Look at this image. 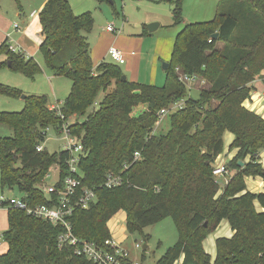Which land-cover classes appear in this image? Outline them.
Here are the masks:
<instances>
[{
	"label": "trees",
	"instance_id": "trees-1",
	"mask_svg": "<svg viewBox=\"0 0 264 264\" xmlns=\"http://www.w3.org/2000/svg\"><path fill=\"white\" fill-rule=\"evenodd\" d=\"M170 2L179 24L183 0ZM39 15L47 67L72 81L60 110L66 120L74 119L73 133L87 150L80 163L82 184L97 192L89 209L77 208L70 217L75 235L104 245L111 237L109 220L123 210L129 234L173 219L179 239L157 264H174L182 256L184 264H264V192L253 193L246 185L248 176L264 180L259 160L264 117L244 106L252 83L257 78L264 82V0H220L214 19L185 25L176 35L163 86L123 79L121 65L112 60L94 64L83 35L94 27L90 11L77 15L69 0H47ZM7 65L30 78L40 72L34 57L11 51L8 39L0 45V69ZM178 67L207 81L197 98L189 96ZM0 94L19 98L22 90L0 83ZM181 100L185 105L170 114L169 130L155 134L161 110ZM62 123L45 95L27 96L19 112H0V124L13 129L12 135L0 136L3 189L17 190L31 205L58 201L57 194L43 193L40 184L56 163L65 178L68 152H38L37 146L47 127ZM226 131L234 134L229 149L237 153L226 164L235 172L220 193L213 167L224 150ZM108 172L121 175L124 184L104 187ZM3 208L7 249L0 253V264H94L59 245L61 225L12 206ZM224 220L234 234L216 239L212 259L204 241Z\"/></svg>",
	"mask_w": 264,
	"mask_h": 264
},
{
	"label": "rangeland",
	"instance_id": "rangeland-1",
	"mask_svg": "<svg viewBox=\"0 0 264 264\" xmlns=\"http://www.w3.org/2000/svg\"><path fill=\"white\" fill-rule=\"evenodd\" d=\"M47 0H20V5L16 0H0V44L7 37L9 44L23 50V54L32 55L39 63L40 72L34 77H27L20 71L10 68L9 65L0 69V83L13 88L22 90V95L19 98H14L0 94V112H19L25 106L23 95H45L48 98V103L55 106H62L65 98L69 94L72 87V81L65 77L55 75L46 65L44 55L40 50V46L29 37H25L26 18H30L32 12L39 10L41 3ZM73 10L77 15L90 11L94 18V27L91 32H84L92 47H95L96 57L100 60L110 62L109 56H105L108 47L112 44H118L123 48L134 49L140 38H147L144 49V61L142 66V76L155 77L154 85L163 86L166 80L164 63H168L161 55L171 58V50L173 41L179 31L188 23H196L210 21L214 19L217 11V5L220 0H183L182 6V21L177 24L175 22L173 6L170 0H110L99 2L98 0H70ZM20 11L25 14V19L20 15ZM151 23H158L160 27L153 32H144ZM113 25L117 31L110 32L107 27ZM17 27H19L17 29ZM223 44H219L221 47ZM120 46H116L120 48ZM160 50L158 64L151 69L154 63V50ZM27 53V54H26ZM168 53H170L168 55ZM125 66L121 69L126 75ZM179 67L177 72H179ZM264 74V72H263ZM259 81L263 79L257 78ZM208 87L205 85L196 84L189 89V96L197 98L200 92ZM174 111V110H173ZM160 121L154 128V133L157 135L165 134L170 128V114ZM74 122V119H70ZM13 134V129L7 125L0 124V136H10ZM45 148L50 153L59 152L62 149V140L54 128H50L47 137L43 142ZM228 145L224 140V150L216 161L218 164L221 161H226L229 158ZM264 159V150L260 155V159ZM230 160V159H229ZM55 165V164H54ZM53 165V166H54ZM52 166V167H53ZM51 167V168H52ZM50 168V169H51ZM264 168V167H263ZM232 172V173H231ZM230 170L226 174L225 180L234 174ZM250 177L249 181L254 180V176ZM253 177V178H252ZM259 176H255L258 180ZM59 176L56 168L51 172V176L45 179L47 185H53L57 182ZM224 178H219L220 188L224 187ZM5 197H20L21 194L17 190L2 188L0 183V196ZM219 228L212 233L204 241L205 250L207 253L212 249L216 250L215 240L217 235H223L228 227L227 220L222 222ZM112 234L119 231V227L123 226L121 232L127 237L124 243L130 252V257L133 262L138 264H157L169 248L174 247L179 239V234L176 225L172 218H166L154 225H150L143 230V233L129 234L126 229V217L123 210L116 213L108 222ZM120 227V228H121ZM8 228L7 209H0V232L6 231ZM149 236V240L145 241L143 236ZM140 244V248H136V244ZM147 244V248H144ZM6 245L0 247V252L5 249ZM210 254V253H209ZM143 255L145 256L143 259ZM215 258V255L213 256Z\"/></svg>",
	"mask_w": 264,
	"mask_h": 264
},
{
	"label": "built area",
	"instance_id": "built-area-1",
	"mask_svg": "<svg viewBox=\"0 0 264 264\" xmlns=\"http://www.w3.org/2000/svg\"><path fill=\"white\" fill-rule=\"evenodd\" d=\"M110 32H115L117 29L110 25L107 27ZM211 41V40H210ZM11 51L23 54V50L12 46L10 44ZM110 60L113 62L123 65L126 63L124 52L115 46H111L108 51ZM25 57H29L24 55ZM179 79L188 87L192 88L196 84L205 85L207 81L196 74L184 73L179 68ZM185 105L184 100L175 102L170 108L162 109L160 112L161 120L171 111L183 108ZM61 106H54L52 110L57 111V114L61 116L63 123L59 126H49L44 132V137H47L48 130L54 128L62 140L61 151L68 152V157L65 161L67 165V175L64 179L61 178V166L56 163L47 173L45 179L51 176V172L54 168L58 171V180L53 185H47L44 181L40 184V188L46 195H58V201L52 205L38 204L31 205L28 200L22 199L21 197H5L4 194L0 196V209L4 205L12 206L18 209L25 210L28 215L41 219L45 222L53 225H61L63 230L58 235V242L60 246H69L74 251L75 255L85 256L91 260L94 264H138L133 262L130 257L129 250L119 241L114 234L107 239L104 245H99L94 241H88L75 235L73 226L70 222V217L73 215L77 208L87 210L90 206L97 201V192L94 188L88 187L82 184L83 172L80 168L82 159L87 155L83 143L73 133L71 128L72 123L70 119L65 118L62 115ZM45 141V140H44ZM45 150L43 143L37 146V151L41 152ZM141 153L136 151L134 153L135 159L140 158ZM230 173V169L223 163H216L213 167V175L219 182L220 177H225L226 174ZM124 178L114 172H108L106 175L104 187L115 188L124 184ZM111 220V219H110ZM109 226V225H108ZM4 243L3 232H0V245ZM136 248H140V244H136ZM184 257L182 256L174 264H184Z\"/></svg>",
	"mask_w": 264,
	"mask_h": 264
},
{
	"label": "crops",
	"instance_id": "crops-1",
	"mask_svg": "<svg viewBox=\"0 0 264 264\" xmlns=\"http://www.w3.org/2000/svg\"><path fill=\"white\" fill-rule=\"evenodd\" d=\"M46 2L47 1H44L43 3H41L38 12L37 11H34V12H32V14H30L31 19L30 18H26L25 19V14L26 13H24L23 11H20V15L26 20V23H25V26L26 27H25V30H24V35H25V37H29L30 39L34 40L36 42V44H37V47H39L41 45L42 41H43V37L41 35L42 25H41V22H40V15L39 14H40V11L42 10V8L44 7V5H45ZM69 2L71 4V1L70 0H69ZM19 5H20V3H19ZM72 8H73V6H72ZM187 24H189L188 21H187ZM159 27H160V24L158 25V27L156 28V30ZM18 28L19 27H17V29ZM156 30H154L153 32H155ZM144 32L145 33L146 32H149V33L153 34V32H150L149 31L148 27L145 29ZM7 39L8 38L6 37L4 39V41L7 40ZM146 39L147 38H144V37L143 38H140L139 39V42L136 43V46L132 50L130 48H123V46H120L118 44H112V45H110L108 47V50L106 51L105 56H107V57L109 56L108 55V51H109V48L111 46H115V47L116 46H120V49L124 52V55H125V58H126V63L124 65H126L125 66V72H126L127 78L130 79L131 81L140 82V83H144V84H153L154 85L155 77H151L150 78L147 75L142 76V66H143V61H144V49H145L146 41H147ZM174 42H175V39L173 41V45H174ZM90 46H91L92 58H93L94 64L96 66L98 64H100L101 62L106 61V60H100L99 59L100 57L97 58L96 57V54H95V47H92L91 44H90ZM172 49H173V46H172ZM153 50H154V56H155V58H154V63H153V66H152L151 69H154V67L157 66V64H158L157 61H158L159 54H160L159 53L160 50L158 48H156V49L154 48ZM171 53H172V50H171ZM169 54L170 53H168V55ZM27 55L29 57H33L32 55L31 56L29 54H27ZM160 58H164L165 60H167L169 62V58L167 57V55H166V57L161 55ZM252 86L254 87V90L251 93V97L244 102V106L247 107L248 109L252 110V111H255L257 114L261 115L262 117H264V82H262V80L259 81L258 79H256L252 83ZM71 88L69 90V93L71 91ZM49 106H50V108H53L55 105L49 104ZM234 138H235V136H234L233 133H231L230 131H226L225 132V134H224V140L226 141L228 147L234 141ZM262 151L260 152L259 157H260ZM236 153H237V150L236 149L233 150V151H230V149L228 148L229 158L226 159V161H221V163L227 164L228 161H229V159L231 160L236 155ZM220 157H221V155L217 158L216 161H219V158ZM260 163L264 167V159L260 160ZM220 178H224V180H225V177H220ZM258 178H260V179L255 180L256 178L254 177V180L249 181L250 177H246V185H247V190L248 191H251L253 193H261V192H264V180L260 176ZM228 180H229V178L227 180H225L224 186L226 185V183L228 182ZM222 190H223V187H222V189H220V193L222 192ZM125 217L127 218L126 212H125ZM7 219H8V216H7ZM221 224H223V223H221ZM120 227H119V231H117V232L114 231L113 234H114V236L119 241L122 242L123 245H125L124 243L126 242L127 237L123 234V232H121V229H122L123 226L121 228ZM225 229H227V230L224 232V234L223 235H217L216 236V239L219 238V237H231L234 234V231L231 229L229 223H228V227L225 228ZM4 245H6L5 242L2 243V245H0V247L1 246H4ZM215 245H216V242H215ZM204 248H205V244H204ZM6 249H7V245H6L5 249L2 252H0V253L5 252ZM206 251H207V249H206ZM209 253H210L212 259H214L213 258L214 255L216 257V250L213 252V250L210 249L209 250Z\"/></svg>",
	"mask_w": 264,
	"mask_h": 264
},
{
	"label": "water",
	"instance_id": "water-1",
	"mask_svg": "<svg viewBox=\"0 0 264 264\" xmlns=\"http://www.w3.org/2000/svg\"><path fill=\"white\" fill-rule=\"evenodd\" d=\"M158 23H151V24H149L148 25V29H149V31L150 32H153L154 30H156V28L158 27ZM218 36H219V33L218 32H216L215 34H213V38H215V39H217L218 38ZM168 65H169V62L167 63H164V65H163V68L164 69H166L167 67H168ZM127 78V76L126 75H123V79H126ZM27 96L26 95H23V99H25ZM244 164H245V162L244 161H239V165L240 166H244ZM144 248H147L148 246H147V244H144V246H143ZM129 264H132V263H129ZM196 264H198V263H196Z\"/></svg>",
	"mask_w": 264,
	"mask_h": 264
}]
</instances>
